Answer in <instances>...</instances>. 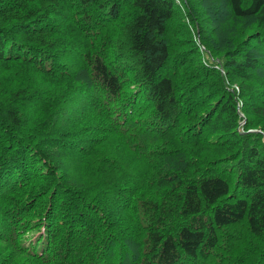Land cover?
<instances>
[{"label":"trees","instance_id":"1","mask_svg":"<svg viewBox=\"0 0 264 264\" xmlns=\"http://www.w3.org/2000/svg\"><path fill=\"white\" fill-rule=\"evenodd\" d=\"M0 264H264V0H0Z\"/></svg>","mask_w":264,"mask_h":264},{"label":"rangeland","instance_id":"2","mask_svg":"<svg viewBox=\"0 0 264 264\" xmlns=\"http://www.w3.org/2000/svg\"><path fill=\"white\" fill-rule=\"evenodd\" d=\"M180 6H181L182 10L186 11V6H185L183 3H181ZM198 41H199V39H198ZM201 49H202V50L205 49L203 45H201ZM234 87H235L236 90L239 89V86H238L237 84H234Z\"/></svg>","mask_w":264,"mask_h":264},{"label":"bare ground","instance_id":"3","mask_svg":"<svg viewBox=\"0 0 264 264\" xmlns=\"http://www.w3.org/2000/svg\"><path fill=\"white\" fill-rule=\"evenodd\" d=\"M115 101H116V99H115ZM117 102V101H116ZM241 250H242V248H241ZM241 253H242V251H241Z\"/></svg>","mask_w":264,"mask_h":264}]
</instances>
